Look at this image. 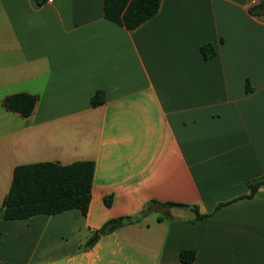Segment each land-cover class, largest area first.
Returning <instances> with one entry per match:
<instances>
[{"label":"crops","instance_id":"crops-1","mask_svg":"<svg viewBox=\"0 0 264 264\" xmlns=\"http://www.w3.org/2000/svg\"><path fill=\"white\" fill-rule=\"evenodd\" d=\"M21 93L32 119L3 106ZM79 161L86 215L4 219L18 166ZM263 177L264 0H162L135 30L105 0H0V264H264Z\"/></svg>","mask_w":264,"mask_h":264},{"label":"trees","instance_id":"trees-1","mask_svg":"<svg viewBox=\"0 0 264 264\" xmlns=\"http://www.w3.org/2000/svg\"><path fill=\"white\" fill-rule=\"evenodd\" d=\"M42 4L45 0H36ZM162 0H105V15L112 22L123 25L129 30H135L153 18L160 10ZM202 53L206 59L216 55L214 47L205 45ZM40 97L28 93L8 96L3 106L25 119H32L36 113ZM105 102V93L99 91L92 99L94 106ZM95 164L91 161H79L63 165L54 162H41L18 166L13 175L9 194L3 202V217L5 220H27L37 215H57L66 211L78 209L83 215L88 213L94 185ZM264 186V177L250 183L252 195ZM111 199H106L110 206ZM164 207L180 206L191 208L201 216L196 207L173 203L161 204ZM136 218L124 217L107 222L99 234H106L132 223ZM99 234L86 243L85 248L93 246ZM95 240V241H94ZM196 255L183 251L181 260L193 264Z\"/></svg>","mask_w":264,"mask_h":264},{"label":"built area","instance_id":"built-area-1","mask_svg":"<svg viewBox=\"0 0 264 264\" xmlns=\"http://www.w3.org/2000/svg\"><path fill=\"white\" fill-rule=\"evenodd\" d=\"M50 2H52V0H50Z\"/></svg>","mask_w":264,"mask_h":264}]
</instances>
